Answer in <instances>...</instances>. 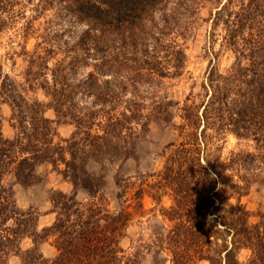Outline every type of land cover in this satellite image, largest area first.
Here are the masks:
<instances>
[{
	"label": "trees",
	"instance_id": "obj_1",
	"mask_svg": "<svg viewBox=\"0 0 264 264\" xmlns=\"http://www.w3.org/2000/svg\"><path fill=\"white\" fill-rule=\"evenodd\" d=\"M34 1L0 0V33L25 20L15 34L23 42L14 76L0 64V264H146L147 255L154 264H264V214L254 223L242 204L253 186L264 188V0ZM209 3L216 10L198 56L207 65L193 78L178 40ZM29 4L34 15L26 16ZM49 10L42 42L28 50ZM156 15L162 28L148 43ZM140 37L135 48L124 43ZM225 55L233 60L221 67ZM183 78L189 92L175 100L170 82ZM63 124L74 127L68 138L56 133ZM152 126L175 132L160 170L116 176L112 190L104 173L88 171L90 161L103 172L135 159V139ZM229 136L251 149L224 154ZM42 168L70 190L49 191L54 220L38 231L39 212L18 206L9 180L34 185ZM145 197L166 225L125 247L130 226L147 215Z\"/></svg>",
	"mask_w": 264,
	"mask_h": 264
},
{
	"label": "rangeland",
	"instance_id": "obj_2",
	"mask_svg": "<svg viewBox=\"0 0 264 264\" xmlns=\"http://www.w3.org/2000/svg\"><path fill=\"white\" fill-rule=\"evenodd\" d=\"M186 4H194L196 0H186ZM223 2L225 0H217ZM37 1L35 0L34 3ZM173 0H170V4ZM34 6L29 4L28 9L25 13L26 16L34 15L31 9ZM216 10V4H204L203 9L199 12V20L194 22V30L186 41L182 38L178 40V44H181L185 48L186 54L189 58V63L187 70L193 78H198L202 75L206 65L207 60L201 59L202 48L207 43V38L211 30V19L214 16ZM54 10H49L42 15L37 22H35L34 27L38 29L35 34L31 35L28 39L27 49L31 50L34 47V44L37 42H42L40 37L44 33V29L48 27V21L53 17ZM25 20H20L15 28H11L6 32L0 33V64L3 67L5 74H9L11 77L14 76L12 71L13 64L12 62L16 61V67L19 66L20 60L15 55L20 51V46L23 42L21 37H18L16 34L17 28L24 27ZM192 22V21H191ZM190 22V24H191ZM152 27L150 32L151 37L154 40H150L149 37H146V42H155V39L158 36V33L161 30V23L159 15H156L153 18V22L149 24ZM51 34H54L55 28H51ZM174 32V31H173ZM172 32V37L175 35ZM189 32V33H190ZM113 35V42L116 41V37ZM139 38L140 41L131 42L130 40H125L124 43L127 47L135 48V42H144ZM65 39V37H64ZM218 47V46H217ZM14 56L13 60L11 57ZM232 57L223 56L221 58V67H224L232 62ZM51 65V63H50ZM174 86L172 87V93L174 94V99L183 100L185 95L189 92V82H186L185 79H176L170 82ZM1 114L3 118V134L6 138H10L13 135V129L10 126L9 120L11 116V111L8 106L4 105L1 108ZM46 116L50 119H54V112L49 110L46 113ZM74 127L69 124H63L56 126V133L60 138H68ZM175 138V132L171 127L162 130L158 127L152 126L151 131L144 134L139 139H135V159L130 158L124 162H121L114 166H107L105 171L101 172L99 166L90 161L87 165V169L90 173L94 175L103 174L105 175L106 185L108 190H112L114 187V178L116 176L126 178L129 176L136 175L137 173H147L158 171L163 166V152L165 146L170 143ZM239 149H251L245 144L238 145V141L233 136H229L226 140L224 146V154H227L229 151H237ZM12 183L15 199L18 206L21 209H27L33 207L36 209L40 217L38 219V231L44 227L50 226L54 220V215L50 214L51 205L47 200L48 193L51 189H59L64 192L70 190V186L65 183H59L58 179L53 174H48L47 169L40 170V177L36 184L31 186H22L16 184L13 180H9ZM78 198L83 199L84 194L80 191L78 192ZM145 210L147 215L144 218H136L134 223L128 229V237L124 241L125 247L130 243V240L144 239L148 241L149 235L154 228H162L166 225L163 222V218L160 216L159 209L160 207L153 204L152 200L148 197H145L143 200ZM234 201H229L227 204H233ZM242 204L246 209L251 213V221L254 223L260 222V216L264 214V188L262 186L256 185L253 186L249 195L242 199ZM169 205V200H163V206L167 207ZM31 247V240L26 239L22 242V249L26 250ZM41 250L46 257H50L53 250L48 244H43ZM146 264H154V259L151 255L146 256ZM160 264H169L164 258L160 259ZM9 264H20L19 258H12L9 261ZM206 264V263H202Z\"/></svg>",
	"mask_w": 264,
	"mask_h": 264
}]
</instances>
